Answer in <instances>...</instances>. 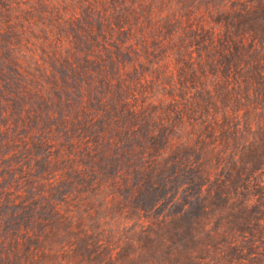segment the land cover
I'll list each match as a JSON object with an SVG mask.
<instances>
[{"label": "trees", "instance_id": "trees-1", "mask_svg": "<svg viewBox=\"0 0 264 264\" xmlns=\"http://www.w3.org/2000/svg\"><path fill=\"white\" fill-rule=\"evenodd\" d=\"M262 11L0 0V264H264V139L225 102Z\"/></svg>", "mask_w": 264, "mask_h": 264}, {"label": "rangeland", "instance_id": "rangeland-1", "mask_svg": "<svg viewBox=\"0 0 264 264\" xmlns=\"http://www.w3.org/2000/svg\"><path fill=\"white\" fill-rule=\"evenodd\" d=\"M252 20L253 21L246 23L239 32L243 33V31H249L251 34L262 36V33H264V11L257 15L256 19ZM212 25L213 24L209 25V27ZM253 55L254 57L264 59V54L259 53V51ZM250 76L252 79H249L246 87L236 89L235 93L229 95L225 92V102L228 103L229 101L230 106L235 111H239L242 114V123L243 125H246L247 128L245 139L247 140L248 145L256 147L261 145L262 140L264 139V95H262L264 79H262L260 75L255 74L254 68L250 70ZM253 77L255 78L253 79ZM254 82L257 83L254 84ZM223 92L224 88L222 90V93ZM114 221L116 225L120 226V229L122 228L120 233L126 236L133 235L135 232L133 231L134 227L142 224L138 221L137 217L125 220L115 219ZM122 240H124V238H119V236H116L115 239H109L112 246L117 245L119 241H121L119 244V246H121ZM119 254L123 255V252L119 251Z\"/></svg>", "mask_w": 264, "mask_h": 264}]
</instances>
